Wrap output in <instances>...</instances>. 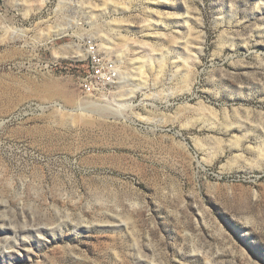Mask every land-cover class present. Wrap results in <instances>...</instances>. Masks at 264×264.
I'll use <instances>...</instances> for the list:
<instances>
[{"label": "rangeland", "instance_id": "1", "mask_svg": "<svg viewBox=\"0 0 264 264\" xmlns=\"http://www.w3.org/2000/svg\"><path fill=\"white\" fill-rule=\"evenodd\" d=\"M0 264H264V0H0Z\"/></svg>", "mask_w": 264, "mask_h": 264}, {"label": "built area", "instance_id": "2", "mask_svg": "<svg viewBox=\"0 0 264 264\" xmlns=\"http://www.w3.org/2000/svg\"><path fill=\"white\" fill-rule=\"evenodd\" d=\"M89 59L86 62V73L80 75L82 87L86 91L98 92L107 87L118 77L115 72V65L107 61L89 42Z\"/></svg>", "mask_w": 264, "mask_h": 264}, {"label": "bare ground", "instance_id": "3", "mask_svg": "<svg viewBox=\"0 0 264 264\" xmlns=\"http://www.w3.org/2000/svg\"><path fill=\"white\" fill-rule=\"evenodd\" d=\"M110 42V41H109ZM111 45L112 44H108V46L107 45H103V47H102V50H105L107 53H111V51H112V48H111ZM65 50V49H64ZM74 52V51H73ZM88 51H82L80 48L76 51V52H74V53H63V55L65 56V57H70V58H72V59H74V60H81V59H84V58H87L86 56L88 55ZM57 54H59V53H57L56 52V56H57ZM61 55V54H60ZM62 55V56H63ZM59 56V55H58ZM115 72H116V75L117 76H121L122 75V71H121V69L119 68V65H116V67H115Z\"/></svg>", "mask_w": 264, "mask_h": 264}, {"label": "trees", "instance_id": "4", "mask_svg": "<svg viewBox=\"0 0 264 264\" xmlns=\"http://www.w3.org/2000/svg\"><path fill=\"white\" fill-rule=\"evenodd\" d=\"M67 69L76 71V73L78 75H84L86 73V70H87L86 63H84V65L82 66V68L80 67V64L79 65L77 64L76 66H73L72 65L71 67H69Z\"/></svg>", "mask_w": 264, "mask_h": 264}]
</instances>
